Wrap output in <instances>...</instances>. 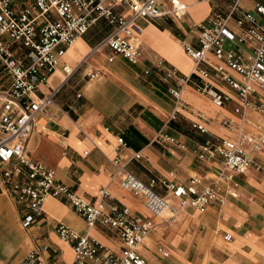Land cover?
<instances>
[{
	"label": "crops",
	"instance_id": "obj_1",
	"mask_svg": "<svg viewBox=\"0 0 264 264\" xmlns=\"http://www.w3.org/2000/svg\"><path fill=\"white\" fill-rule=\"evenodd\" d=\"M160 1L164 8L168 7L167 0ZM181 1L188 5L181 19L164 16L139 19L133 24L143 50L138 63H130L121 55L110 62L108 49L90 53L110 30L105 19L79 37L49 78L50 86L58 91L55 104L39 115L27 150L30 158L54 169L57 179L77 193L93 199L101 187L108 186L119 204L129 207L135 215L153 219L155 229L139 247L149 264H264V153L256 154L257 164L246 173L235 176L238 197H228L223 205H212L204 213L189 208L170 220L153 216L143 197L121 187L118 180H111L114 166L110 159L116 156L119 137L127 142L121 159L138 179L146 184L152 179L187 184L194 174L215 177L222 166L221 158L199 161L193 153L155 141L157 132L164 130L189 148L215 137L235 136L222 120L239 119L234 113L238 100L229 86L215 78L214 85L232 95L229 103L218 107L211 97L188 85L182 94L189 108L177 107L179 112L172 117L176 100L169 87L177 79L169 76L168 70L176 68L180 75L193 71L194 63L185 53L184 44L197 46L196 24L214 12H225L234 0ZM244 2L253 8V0ZM116 10L126 16L130 13L123 5H117ZM64 65L78 69L65 78ZM199 114H204L206 120ZM250 115L256 121L260 119L253 111ZM194 122L204 124L208 132L195 128ZM135 152H141L142 157L134 159ZM153 189L161 195L167 193L160 183ZM7 197L9 213L0 208L1 229L9 231L5 234V250L21 253L9 264H18L31 249L42 244L50 247L46 256L51 264L73 263L70 243L57 233L59 223L81 233L89 232L110 249L121 251V242L113 232L101 225L88 229L84 219L64 200L48 197L42 215L31 227L24 228L21 206ZM172 200L178 202L176 198ZM3 202L0 200V207ZM12 231H26L27 238L19 242ZM226 234L232 237L227 239ZM160 249L169 254L164 256Z\"/></svg>",
	"mask_w": 264,
	"mask_h": 264
},
{
	"label": "built area",
	"instance_id": "obj_2",
	"mask_svg": "<svg viewBox=\"0 0 264 264\" xmlns=\"http://www.w3.org/2000/svg\"><path fill=\"white\" fill-rule=\"evenodd\" d=\"M167 2L164 8L160 0H0V193L21 206L24 228L31 227L42 215L46 199L55 197L68 202L88 229L101 225L121 242L118 253L89 232L81 233L59 223V237L70 243L74 252L71 264H149L139 247L149 239L156 224L115 201L108 186L101 187L93 199L87 198L58 180L54 169L30 158L27 143L37 119L55 104L58 92L50 86L49 78L67 50L100 19L107 21L110 30L90 53L108 49L110 62L121 55L130 63H138L143 50L133 24L139 19L164 16L181 19L187 13L188 5L181 0ZM117 5L127 8L129 15L119 13ZM196 26L198 45L184 44L185 53L194 63L193 71L180 75L176 68L168 70V75L177 79L169 87L176 100L172 117L179 112L177 107L189 108L182 94L188 85L211 97L218 107L229 103L232 95L218 89L212 82L215 78L229 86L238 100L234 113L239 119L222 120L235 136L215 137L194 148L164 130L158 131L154 140L193 153L202 162L219 157V172L215 177L194 174L187 184L168 179H152L146 184L121 159V151L127 146L123 137L118 138L116 156L110 159L114 166L111 180H118L121 187L143 197L153 216L164 217L170 211L166 220L179 217L189 208L204 213L212 205H223L228 197H238L235 176L246 173L257 164L256 154L264 153V0H253V8H248L244 0H234L225 12H214ZM77 69L64 65V77ZM251 111L260 119L254 120ZM199 117L206 120L204 114ZM193 126L208 132L200 122ZM141 157V152L133 156ZM206 178L212 181L205 183ZM157 183L166 188V195L153 189ZM225 237L230 239L232 235ZM49 248L44 244L35 246L18 264H51L46 256ZM160 250L164 256L169 254Z\"/></svg>",
	"mask_w": 264,
	"mask_h": 264
},
{
	"label": "rangeland",
	"instance_id": "obj_3",
	"mask_svg": "<svg viewBox=\"0 0 264 264\" xmlns=\"http://www.w3.org/2000/svg\"><path fill=\"white\" fill-rule=\"evenodd\" d=\"M8 199L9 198L7 197L6 194H0V200H3L4 201L3 204H2V207H0V208L5 213H7V212L9 213V210H10V209H8V204L5 203V202L8 201ZM170 215H171L170 211H166L164 213V217H169ZM1 230L2 231H5L6 229H1L0 228V231ZM12 232L14 233V235L16 236V238L20 239L19 242H22L24 237L27 238L26 231H12ZM5 240H6V236L5 235H1L0 236V264H9L14 259L19 258L20 257V254H21L16 249L15 250H12V251H6L5 250V245H4V241Z\"/></svg>",
	"mask_w": 264,
	"mask_h": 264
},
{
	"label": "bare ground",
	"instance_id": "obj_4",
	"mask_svg": "<svg viewBox=\"0 0 264 264\" xmlns=\"http://www.w3.org/2000/svg\"><path fill=\"white\" fill-rule=\"evenodd\" d=\"M1 227H2V224L0 223V228H1ZM7 232H9V231H0V234H1V235H5ZM1 235H0V236H1Z\"/></svg>",
	"mask_w": 264,
	"mask_h": 264
}]
</instances>
